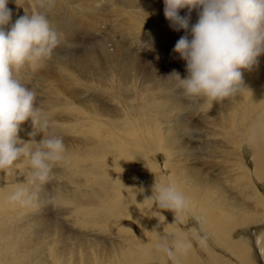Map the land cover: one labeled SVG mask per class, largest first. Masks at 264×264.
<instances>
[{"label":"bare ground","instance_id":"6f19581e","mask_svg":"<svg viewBox=\"0 0 264 264\" xmlns=\"http://www.w3.org/2000/svg\"><path fill=\"white\" fill-rule=\"evenodd\" d=\"M93 1L77 12L42 0V9L52 10L49 21L96 33L84 34L86 47L73 52L66 50L65 41L73 44L66 34L56 65H47L49 56L37 70L26 64L16 72L36 92L48 133L63 138L66 159L25 205L5 199L21 182L34 187L25 163L0 172V264H264V194L257 184L264 183V54L242 70L234 96L188 98L167 77L173 69L185 77L186 62L166 48L157 55L160 41L176 43L186 34L170 26L163 0ZM20 5L31 9L26 0ZM198 11H191L190 26ZM12 16L5 28L15 23ZM111 17L112 30L101 38ZM82 33L73 38L80 41ZM154 37V48H136ZM33 131L29 118L18 136L39 142L44 133L33 137ZM245 143L254 176L243 162ZM158 151L167 155L169 177L151 161ZM220 164L226 180L216 172ZM155 182H174L189 201L187 211L177 219L173 211L161 210L166 219L153 211L145 198ZM254 225L260 230L244 234ZM178 236L191 241L186 252L168 256L157 247Z\"/></svg>","mask_w":264,"mask_h":264},{"label":"clouds","instance_id":"9594fccd","mask_svg":"<svg viewBox=\"0 0 264 264\" xmlns=\"http://www.w3.org/2000/svg\"><path fill=\"white\" fill-rule=\"evenodd\" d=\"M8 2L0 0V172H10L18 162L25 163L34 187L21 182L5 198L9 203L25 205L38 197L39 186L66 159V146L61 136L48 133L50 122L41 115L36 92L22 84L16 72L26 64L36 68L51 56L59 35L42 13L20 16L6 29L12 16ZM163 2L170 26L176 31L186 30L173 51L186 62L187 75L181 77L173 69L167 77H173L188 98L217 102L237 94L243 86L242 70L251 69L264 54V0ZM185 8L189 15H180ZM193 9L199 10L198 19L190 26ZM29 118L34 127L30 136L44 133L39 142L23 141L18 136ZM250 138H255V131ZM145 199L153 201V211H173L175 219L189 207L187 197L174 182H155L152 195ZM157 247L168 256H176L186 252L191 241L178 236L171 245L161 240Z\"/></svg>","mask_w":264,"mask_h":264},{"label":"rangeland","instance_id":"374dc122","mask_svg":"<svg viewBox=\"0 0 264 264\" xmlns=\"http://www.w3.org/2000/svg\"><path fill=\"white\" fill-rule=\"evenodd\" d=\"M27 1V3H28V5H29V7L31 8L30 10H29V8L28 9H26L25 8V6L24 5H20V0H9V2H8V8L10 9L11 7H12V10H11V13H12V15L15 17L16 16V18L18 19L20 16H23V15H25V14H29V13H39L38 11H40L42 8H44L45 6H44V3H42V0H26ZM59 2H62L65 6H67V7H69V8H71L73 11H80V8H83V6H81L80 7V4L82 3H85V1L86 0H79L78 2H76V1H74L75 3H73L72 2V0H58ZM97 2H100V1H98V0H94L92 3H97ZM77 3H79L78 5H79V8L77 7L78 5H77ZM101 3V2H100ZM30 5H32V6H30ZM14 8V9H13ZM34 10V11H33ZM44 10V11H43ZM33 11V12H32ZM52 11V10H51ZM51 11H48L46 8L45 9H42V12L44 13V15L47 17V19H48V16L51 14ZM78 14H80V13H78ZM12 16V17H13ZM15 18V19H16ZM112 18V17H111ZM111 18H108V21H106L105 22V24H106V26H104V28H102L101 29V31L99 32V34L101 35H99L101 38H104V37H106L105 35L106 34H108L109 32H110V30H112L111 29V27H112V25H113V23H115L114 22V18H112L113 19V21H112V19ZM49 20V19H48ZM50 22V26L53 28V30H55L57 33H58V35H59V39H62V40H65V38H63L64 37V35H66V34H71L70 36H69V38L72 40V42H73V44L72 43H70V42H64L65 44H66V50H69V51H71V52H73V51H75V50H77V49H82V47L84 48V46H81L82 44H84V43H86V38H85V35L84 34H86V35H89V36H94L95 35V33H96V31L94 32L93 30H83V31H78V32H83L82 33V35H80V38H81V40L80 41H76L74 38H73V35L75 34V33H78L77 31H75V30H72V28H71V26H69V23H65L64 21H62V24L60 23H57V22H55V21H49ZM111 26H109V25ZM11 26V25H10ZM9 26V27H10ZM8 27V28H9ZM108 27H109V29H108ZM8 28H6V29H8ZM108 29V30H107ZM103 30H105V32L103 31ZM84 31H85V33H84ZM148 31H152V30H148ZM186 30H181V33H183V32H185ZM84 36V37H83ZM77 38V37H76ZM84 38V39H83ZM118 38H120L119 36H118ZM121 39V38H120ZM67 40V39H66ZM154 41H157V39H156V37H154V39H153V42H151V40L149 41V42H147V43H144V44H138V45H136V48H138V49H152V48H154V45H152L151 43H155ZM156 43H158V42H156ZM160 44V46H157V51L159 52L157 55H158V57H160L159 55H161L160 53L161 52H163L164 51V49L166 48V50H173L174 49V45L176 44L175 43V41L174 42H172V41H163L162 40V42L160 41L159 42ZM172 43L174 44V45H172ZM85 45V47H86V44H84ZM138 46V47H137ZM152 46V47H151ZM162 46V47H161ZM151 47V48H150ZM59 50L62 52V54H60L59 53ZM142 51V50H141ZM64 47L62 46V43H61V41H59V43H58V45L56 46V48H54V50H53V52H52V54H51V58H49L48 59V63H47V65H56L57 63H55L56 62V60L58 59V58H60V57H63L64 55ZM70 56H71V54H69ZM162 55H164V52L162 53ZM163 57V56H162ZM38 68H36V70H37ZM17 76V75H16ZM17 78L20 80V82H21V80L23 79L22 78V76H17ZM38 82V81H37ZM35 83H36V81H35ZM34 84V83H33ZM49 131V130H48ZM108 137V136H107ZM141 141L139 140V143H140ZM142 143V142H141ZM159 152V153H158ZM158 152H155V153H153V155H152V160L151 161H153L159 168H160V173H161V175H163L164 177H169V175H171V171H170V169H166L165 168V164H166V162H167V155H166V153L164 152V151H158ZM253 151H252V149L249 147V145H248V143H245V145H244V152H243V162H244V164H245V166L249 169V171L253 174V176H254V170H255V163H254V160H253ZM191 158H193V157H191ZM246 162V163H245ZM220 167H221V164L217 167V173H218V175H220V177L222 178V179H225L226 177H228L229 176V174H226V172L225 171H223L225 174H222L223 175V177H222V175H221V173H223V172H221L220 171ZM53 170H54V168H53ZM51 172H53V175L55 174V171H51ZM75 173V176H80L81 177V173H80V171H76V172H74ZM216 173V174H217ZM220 173V174H219ZM52 173H50V175H51ZM78 174V175H77ZM92 174H94V173H92ZM95 175V174H94ZM226 175H228V176H226ZM226 176V177H225ZM95 177H96V181L95 182H98V179H97V175H95ZM49 178H52L51 176L49 177ZM48 178V181H47V183L50 181V179ZM87 179L89 180V182H90V184H93V177L92 176H88L87 177ZM254 179V178H253ZM226 180V179H225ZM258 188H259V190L264 194V183L263 182H261V181H259L258 183ZM119 213L120 212H116L115 213V216L117 217V216H119ZM172 214V213H171ZM255 227H253L252 226V229H249V230H245L244 231V234L245 233H248L249 231H250V233L252 232V233H256V231L257 230H260V229H258V228H260V226L259 225H254ZM256 227H257V230H256ZM253 229H255V230H253ZM262 231V230H261ZM260 231V232H261Z\"/></svg>","mask_w":264,"mask_h":264}]
</instances>
